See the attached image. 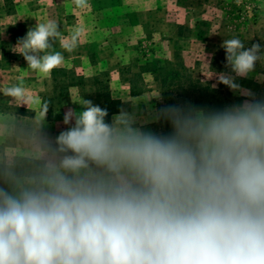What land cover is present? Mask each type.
I'll use <instances>...</instances> for the list:
<instances>
[{
	"label": "clouds",
	"instance_id": "clouds-1",
	"mask_svg": "<svg viewBox=\"0 0 264 264\" xmlns=\"http://www.w3.org/2000/svg\"><path fill=\"white\" fill-rule=\"evenodd\" d=\"M59 36L56 22L37 23L12 51L48 75L64 62L47 51ZM221 47L234 75L218 82L247 97L239 104L165 105L144 122L122 108L109 123L107 109L73 101L83 110L65 112L52 159L31 175L0 174V264H264V98L236 82L262 47ZM3 95L27 99L22 82ZM160 120L169 133L143 126Z\"/></svg>",
	"mask_w": 264,
	"mask_h": 264
},
{
	"label": "rangeland",
	"instance_id": "rangeland-1",
	"mask_svg": "<svg viewBox=\"0 0 264 264\" xmlns=\"http://www.w3.org/2000/svg\"><path fill=\"white\" fill-rule=\"evenodd\" d=\"M126 1L128 4H125ZM126 1H121L119 9H114L113 1L104 2L108 6H105L108 8L104 11L106 16L97 19L99 28L94 34L87 33L86 42L82 44L86 45L83 55L88 62L87 65L80 62L82 57L78 61L79 65L75 64L73 54L68 51L65 55L66 60L70 62H67L66 66L76 68L77 72L87 77L96 74L103 76L107 71L112 79L110 85L114 96L121 94L122 108L129 112L134 111L141 122L151 121V114L157 109L156 99L160 96L161 90L151 72L143 70L138 75L140 65H144L146 60L159 66H174L173 63L188 66L194 75L204 82L227 89L230 92L229 105L239 104L246 99L247 97L218 82V73L234 75L226 66V53L221 47L223 41L227 39L238 38L245 48L251 47V41L261 44V58L257 61L255 69L247 78L236 77V82L242 89L254 93L256 98H264V0H133L132 3ZM131 4L135 10L130 15L126 8ZM94 6L97 8L98 4L95 3ZM14 13L15 0H0V28L5 27L4 29L14 31V34H10L8 39L4 38V43L0 45V61L2 58L24 59L12 49L18 40L26 36L28 29L24 27V23L16 19ZM65 15V20L74 24L75 20L85 21L79 17L74 19L76 13L72 11L66 12ZM179 24L180 28L177 29ZM17 66L21 65L15 62L11 68L18 72ZM130 80H135L137 87L146 84L143 94L132 97L128 93ZM21 82L23 88L27 87L25 92L33 91L35 88L42 96H52L54 93L51 73L16 78L15 84L0 82V109L19 108L18 100L3 95V89L21 85ZM87 93L93 94L89 88L86 90ZM60 101L61 98L52 100L49 106L52 114L44 111L48 118L59 115L57 107ZM41 115L44 116V113ZM155 123L148 122L143 126L147 130L158 132L154 127ZM63 126L64 124L61 125ZM56 129L58 128L47 129L44 133L45 140L58 136ZM28 135V132L19 135L22 137L21 142L25 139L24 136ZM46 141L45 150L49 153H45L49 154L47 159L51 160L54 143ZM21 149L15 150V153L5 154L2 158L0 156V174L11 171L18 176L31 175L45 165L43 158L33 160L29 158L24 147Z\"/></svg>",
	"mask_w": 264,
	"mask_h": 264
},
{
	"label": "crops",
	"instance_id": "crops-1",
	"mask_svg": "<svg viewBox=\"0 0 264 264\" xmlns=\"http://www.w3.org/2000/svg\"><path fill=\"white\" fill-rule=\"evenodd\" d=\"M107 0H88V7L86 8H77L74 0H15V17L19 22L24 23V27L28 30L30 28H34L37 23H46L48 21H54L59 25L60 36L53 41L52 47L48 49V52H61L64 57V62L60 66L67 67L66 63L70 62L67 59V55H65L68 50H66L62 45L63 43H71V36L76 29H81L82 34L79 37L78 41L72 47L71 53L74 56L75 64L79 65V60L82 57V61L80 62L84 65H87L86 58L83 55L84 48L86 45H82L83 42H86V35L94 34L96 29L99 28V24H97V19L99 17H105L106 14L104 11L108 8H105L104 2ZM113 1L114 9L121 8L122 0H109ZM126 1V0H125ZM130 3L133 0H129ZM97 3L98 6L95 8L94 4ZM125 4H128L126 1ZM109 5V4H108ZM104 6V8H103ZM108 7V6H107ZM80 9V11H77ZM131 15L133 10H135L134 6L131 4L128 8H126ZM68 11L75 12L76 15L73 17L84 18L85 21L81 22L79 20H75L76 24L71 21L65 20V13ZM101 12H103L101 14ZM5 28V27H4ZM0 28V45L4 43V38L8 39L10 34H14V31L9 30V28L4 29ZM180 28V24L177 25V29ZM83 36L84 39H83ZM104 41V40H103ZM81 52V53H80ZM84 60V61H83ZM15 62L20 63L18 72H15L14 69L11 68ZM76 66V65H75ZM74 68V67H73ZM76 69V68H74ZM22 70V71H21ZM15 72V73H14ZM14 73V74H13ZM39 74L36 71L28 68V64L25 59L23 60H14L10 58H2L0 61V82L2 83H16V78H24V76L37 75ZM21 75V76H19ZM86 76V75H85ZM112 79L109 80V87L112 96H114V91L110 85ZM24 89H27L24 86ZM84 87L80 85H72L69 87V93L63 97H61V101L58 104V116L53 115L52 118H48L47 114L42 109V94L40 92H36L35 88L33 91H26V100L18 101L19 108L11 109L8 108L0 109V156H4L8 153H15V150H19L21 148H25L27 155L29 158L33 160L36 158H43L47 163L49 161L48 155L45 152V145H47L46 140H50L54 143V137H49L45 140L44 133L47 129H55L57 133H60V129L62 131L66 130L71 125H64L61 127L63 123V118L65 112L69 109H75L77 112L82 111L81 105L74 102H79L82 98H84ZM128 93L132 97L139 96L141 94L133 95L130 92V87H128ZM143 94V93H142ZM118 98L121 97V94ZM115 95L114 97H116ZM85 99V98H84ZM121 99V98H120ZM122 100V99H121ZM123 107V106H122ZM26 109V110H24ZM44 113V116L41 115ZM118 113V112H117ZM116 114V113H114ZM113 114V115H114ZM112 115V116H113ZM111 116V120H112ZM48 119V120H47ZM74 124V121L72 122ZM24 132H28L29 135L25 137L21 142V138L19 135H23ZM19 137V138H15ZM23 151L22 149L20 150ZM52 157V154H50ZM0 158V159H1Z\"/></svg>",
	"mask_w": 264,
	"mask_h": 264
},
{
	"label": "trees",
	"instance_id": "trees-1",
	"mask_svg": "<svg viewBox=\"0 0 264 264\" xmlns=\"http://www.w3.org/2000/svg\"><path fill=\"white\" fill-rule=\"evenodd\" d=\"M256 43L251 41V44ZM174 66H165L154 64L150 60H146L144 65H140V75L143 70H147L154 74V79L158 83L161 99H156V108L159 109L165 105L180 104L193 105L206 109H221L230 103V92L221 87L214 86L209 82H204L194 75V72L188 66L181 63H173ZM51 80L53 84V95L42 97V109L46 104L48 110L46 112L52 114V100L69 93V87L72 85L83 86L84 98L92 100L95 105H99L102 109H107L108 116L106 122H111V116L122 109V100L111 94L109 87L110 76L107 71L103 76L98 74L87 77L79 73L73 67L59 66L51 72ZM90 89L92 95L86 94V90ZM146 89V84L137 87L135 80H130V92L133 95L140 94ZM94 90V91H93ZM26 110V109H24ZM158 133H169L171 131L170 124L165 120H160L154 124Z\"/></svg>",
	"mask_w": 264,
	"mask_h": 264
}]
</instances>
